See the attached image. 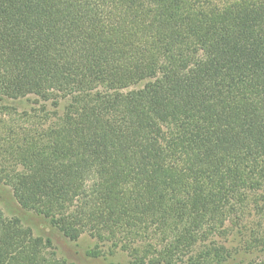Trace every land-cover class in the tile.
Wrapping results in <instances>:
<instances>
[{"label": "trees", "instance_id": "trees-1", "mask_svg": "<svg viewBox=\"0 0 264 264\" xmlns=\"http://www.w3.org/2000/svg\"><path fill=\"white\" fill-rule=\"evenodd\" d=\"M0 185L95 259L264 264V0H0ZM0 264L69 263L0 208Z\"/></svg>", "mask_w": 264, "mask_h": 264}, {"label": "rangeland", "instance_id": "rangeland-1", "mask_svg": "<svg viewBox=\"0 0 264 264\" xmlns=\"http://www.w3.org/2000/svg\"><path fill=\"white\" fill-rule=\"evenodd\" d=\"M0 208L11 217L20 215L25 224L30 226L37 237L51 238L53 250L58 257L67 260L69 264H129L128 256L123 252L116 254L107 253L106 256L95 259L88 255L92 249H96V241L89 235H84L78 241H72L58 230L51 228L41 217L23 211L14 201L12 192L0 185ZM232 247H238V240L233 239Z\"/></svg>", "mask_w": 264, "mask_h": 264}]
</instances>
